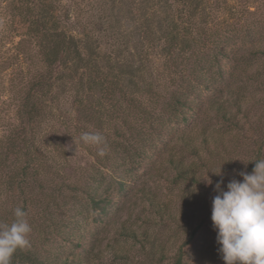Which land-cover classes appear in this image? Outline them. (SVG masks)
<instances>
[{
  "label": "trees",
  "instance_id": "16d2710c",
  "mask_svg": "<svg viewBox=\"0 0 264 264\" xmlns=\"http://www.w3.org/2000/svg\"><path fill=\"white\" fill-rule=\"evenodd\" d=\"M128 1L138 39L127 33L120 54L102 48L87 24L77 18L71 22L62 0L7 1L8 40L26 67L19 64L17 83L9 84V96L0 101V129L6 130L0 138V197L6 193L11 204L1 223L10 225L13 210L22 206L32 226L30 247L18 249L11 264H82V256L71 251L94 247L95 231L85 223L107 215L114 201L111 184L100 189L105 180L101 167H111L114 156L131 153L145 163L165 150L174 181L188 190L190 205L212 201L198 194L209 170L222 165L224 177L238 168L251 173L254 160L264 159V12L256 14L248 0L239 1L229 6L230 21L216 18L210 28L209 13L198 22L210 0ZM131 38L136 40L132 47ZM65 97L77 115L60 134L55 120L50 123V105L59 106ZM207 110L214 111L213 122L199 128L202 135L189 132ZM86 125L105 137L103 164L93 167L85 184L57 181L64 165L59 160H67L65 143L91 131ZM250 152L243 164L239 158ZM188 157L195 159L187 162ZM208 175L213 183L220 177ZM124 177H118L123 189ZM148 200L160 220H173L169 202L154 194ZM202 226L195 222L172 264H187L185 247ZM120 233L141 241L159 263L166 259L165 242L150 228L138 232L123 225Z\"/></svg>",
  "mask_w": 264,
  "mask_h": 264
},
{
  "label": "rangeland",
  "instance_id": "374dc122",
  "mask_svg": "<svg viewBox=\"0 0 264 264\" xmlns=\"http://www.w3.org/2000/svg\"><path fill=\"white\" fill-rule=\"evenodd\" d=\"M7 1L8 0H0L1 102L2 99H5L10 94L8 91L9 84L17 83L16 72L19 69V64L21 63L24 69L26 67V62H23L22 59H16L12 49L14 44L8 40L11 32L7 25ZM226 1V5L223 6L220 2L218 3L217 0H210L206 11L199 15L198 22L201 23V21H206V17L204 16L207 13H209L207 16L210 19V28L215 27L214 19L216 18L219 20H224L225 18V20L230 21L229 18L232 14L230 13L229 6L238 4L239 1L244 4L245 0ZM62 4L70 10V21L73 22V20L77 18L82 24H87L92 33L97 35L99 39L97 40L100 42L99 44L101 47L107 52L120 54L118 52H121L122 48L125 46L122 40L127 38V33H132V37L138 39L136 32L137 21L132 18L133 16L130 14V12L134 13L135 11L130 9L132 7L129 5L128 0H62ZM248 4L251 7L250 10H254L256 14L264 12V0H248L246 5ZM238 6L240 7V4ZM116 32H118L117 35H115ZM118 36H120L121 40L115 41V38ZM134 39L131 38L129 43L131 47L136 41H134ZM14 40L18 41L19 38H14ZM124 53H127V51ZM157 65L159 69L161 64L157 63ZM224 96H226V94ZM251 101L250 97L249 103H251ZM50 106L54 116L49 118L50 123H53V120H55L54 124H57L56 131H59L60 134L66 132V126L69 125L68 122L73 119L74 114L77 115L70 100L65 97L62 99L59 106L54 102ZM201 116V118L193 120L191 124L192 128L189 132L202 135L199 128L213 122L211 118L214 116V111L207 110L206 113L201 114ZM7 117L8 120L12 121L13 114ZM218 124L210 126H218ZM69 126L71 127V125ZM86 127H89V125H86ZM91 127L92 126L89 127L91 130L89 132H98V130ZM4 131L6 130L0 129V138ZM70 131H72V129ZM85 132L87 131L70 136V139L65 143V148L68 152L67 160H59L60 162H64V165L60 171L61 175L56 179L57 181H71L77 182L78 184H85L87 183V176L92 172L93 167L95 166L96 170L98 165L103 164L100 163V161L108 153V146L101 145L98 147L96 145L84 143L81 140V135ZM126 135L129 134L127 133ZM118 140L123 141L124 138H118ZM124 141H127L130 146L134 144L138 145L133 139L125 138ZM173 145L174 143L171 144V146ZM247 145L252 147L249 139H247ZM100 147H103L105 150L104 156L98 154ZM175 147L179 148L180 143L175 144ZM244 149L245 146L239 147L238 150L242 151ZM128 154V157L123 155L114 156L111 163H109L113 167H107L105 164L104 167H101L105 176V180L102 181L100 185L101 191L111 184L109 191L115 193L116 196L109 206L107 215H103L96 222H90V225H88L87 222L85 223L87 228L95 231L93 249L87 251L84 250V248H76L72 250L71 253L80 254L83 260L82 264H172L179 246L188 240V236L195 222L202 221V229L198 232L195 239L185 247L187 264H225L222 255L218 252L220 245L216 242L217 233L213 229L211 217L208 216L211 214H208V212L212 209V201L189 204L188 190L183 192V185L178 186V184L175 183L174 177L176 172L170 167L167 161L168 154L165 150H162L158 156H154V159L145 163H139V158L135 154ZM251 157L252 153L250 152L247 155L242 154L241 157L238 158L247 161L251 159ZM192 159L195 158L188 157L187 162H190ZM242 163L244 164L245 162ZM244 168L245 165L242 169ZM240 171L242 170L240 169ZM240 171L238 168L235 173L229 171L227 174H224L225 177L222 187L225 190L227 183L231 179L243 180V177L238 175ZM122 174L126 175V177H124L126 180L124 182L125 189L121 188V185L118 183V177H121ZM48 176L49 175L45 174L43 178L49 179ZM220 178L221 177H218L210 190L206 189L207 184L203 181L205 186L199 187L198 193L199 196L203 198L201 200H205L206 198L213 200V197L216 195L212 194L216 192L214 190L215 183L220 180ZM184 193L186 196L182 197ZM152 194H154L156 198L169 202V210L172 212L173 220L162 221L159 216L151 210L148 199ZM8 206H11L10 199H8L7 194L4 193V195L0 197V226H2V220L6 219V214L3 212ZM182 211L183 216L180 215ZM193 215H197V218H192ZM92 216L93 215H91V218ZM123 225L130 226L138 232L144 228H150L151 231L155 232L165 242L166 259L159 263V259L156 256L150 257L147 251H145L146 249L143 247L141 241L132 240L122 235L120 229Z\"/></svg>",
  "mask_w": 264,
  "mask_h": 264
},
{
  "label": "clouds",
  "instance_id": "9594fccd",
  "mask_svg": "<svg viewBox=\"0 0 264 264\" xmlns=\"http://www.w3.org/2000/svg\"><path fill=\"white\" fill-rule=\"evenodd\" d=\"M81 140L98 147L106 145L105 137L99 132H85ZM98 154L105 155L103 147ZM254 161L253 171H240L238 175L243 180L231 179L226 190L222 187V165L217 170H209L221 177L215 183L217 194L212 200L211 220L217 233L216 242L220 245L218 252L225 264H264V159ZM208 172L200 180L211 185ZM13 215L15 219L10 225L0 226V264H11L18 249L30 247L28 235L32 226L26 218L27 213L21 206L13 210Z\"/></svg>",
  "mask_w": 264,
  "mask_h": 264
}]
</instances>
